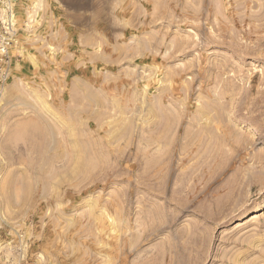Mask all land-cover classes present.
I'll list each match as a JSON object with an SVG mask.
<instances>
[{
    "label": "rangeland",
    "instance_id": "rangeland-1",
    "mask_svg": "<svg viewBox=\"0 0 264 264\" xmlns=\"http://www.w3.org/2000/svg\"><path fill=\"white\" fill-rule=\"evenodd\" d=\"M0 264H264V0H0Z\"/></svg>",
    "mask_w": 264,
    "mask_h": 264
},
{
    "label": "built area",
    "instance_id": "built-area-1",
    "mask_svg": "<svg viewBox=\"0 0 264 264\" xmlns=\"http://www.w3.org/2000/svg\"><path fill=\"white\" fill-rule=\"evenodd\" d=\"M8 43H2V47L4 48V49H6L7 48V45Z\"/></svg>",
    "mask_w": 264,
    "mask_h": 264
},
{
    "label": "bare ground",
    "instance_id": "bare-ground-1",
    "mask_svg": "<svg viewBox=\"0 0 264 264\" xmlns=\"http://www.w3.org/2000/svg\"><path fill=\"white\" fill-rule=\"evenodd\" d=\"M172 139V138H171ZM257 217V215L256 216H254L253 218H256Z\"/></svg>",
    "mask_w": 264,
    "mask_h": 264
}]
</instances>
